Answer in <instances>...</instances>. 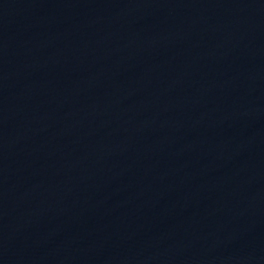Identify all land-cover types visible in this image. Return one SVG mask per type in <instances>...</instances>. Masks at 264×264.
I'll use <instances>...</instances> for the list:
<instances>
[{"label": "water", "instance_id": "95a60500", "mask_svg": "<svg viewBox=\"0 0 264 264\" xmlns=\"http://www.w3.org/2000/svg\"><path fill=\"white\" fill-rule=\"evenodd\" d=\"M0 264H264V0H0Z\"/></svg>", "mask_w": 264, "mask_h": 264}]
</instances>
